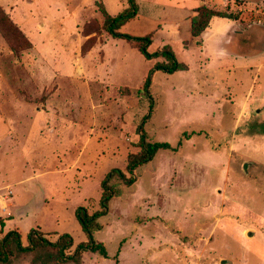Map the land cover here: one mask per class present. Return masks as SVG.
<instances>
[{
	"label": "rangeland",
	"instance_id": "rangeland-1",
	"mask_svg": "<svg viewBox=\"0 0 264 264\" xmlns=\"http://www.w3.org/2000/svg\"><path fill=\"white\" fill-rule=\"evenodd\" d=\"M135 2L120 31L149 35V53L168 44L187 65L153 72L149 94L144 81L164 59L102 28L101 5L116 15L126 0H0V22L29 42L0 32V194L12 191L4 218L23 235L67 233L72 251L86 239L76 208H100L111 169L130 176L143 123L147 141L181 144L138 166L131 185L108 179L116 193L95 233L107 257L87 251L79 264H264V0ZM202 4L238 15L225 57L188 47L187 18ZM205 60L217 83L198 81ZM0 264L75 263L42 247Z\"/></svg>",
	"mask_w": 264,
	"mask_h": 264
},
{
	"label": "trees",
	"instance_id": "trees-1",
	"mask_svg": "<svg viewBox=\"0 0 264 264\" xmlns=\"http://www.w3.org/2000/svg\"><path fill=\"white\" fill-rule=\"evenodd\" d=\"M126 1L128 6L116 15H110L106 8L101 5L100 12L102 14V28L113 37L122 38L128 42H136L137 44L135 47L142 55H144L145 58L149 59L151 57H161L164 59L162 61H157L154 64L153 68L149 70L148 76L144 81L143 91L149 94V87L153 72L161 70L167 73H173L177 70L187 69V65L176 59L174 52L168 44L164 45L161 49H157L156 51L149 53L147 51V47L151 43L149 35L132 36L120 31L121 25L137 14V4L135 0ZM193 11L194 14L189 18V31L191 37H197L205 31L213 17L226 18L230 20L238 18L236 13L227 12L226 10L213 9L203 4L195 7ZM0 32L6 38L13 32L18 36L20 42L24 41L25 44H29V42L24 38L22 32L6 19L0 22ZM11 47L12 50H17L16 45H12ZM145 117L146 116H144V118ZM142 124L139 125V146L141 149L139 152L131 153L127 156L126 170L130 176H127L119 168L111 169L101 182L102 192L99 199L100 208L92 211L91 213H89L83 206L77 207L75 210V217L79 222L81 230L86 236L84 241L77 243L71 251L70 249L73 245L71 235L62 233L59 234L55 240L51 241L47 238L49 233H44L38 228H30L26 233L27 244L25 245L22 242L20 232L16 229H10L0 238V263H6L9 260V257L13 254L14 250L18 252H28L42 247H51L54 249L58 260L61 262L71 261L75 264H79L82 254L87 251L97 253L102 257H107L106 247L102 242L95 238V233L101 229V224L98 219L107 214L109 200L116 193L109 185H107L108 179L115 175L119 177L124 184L131 185L135 180L132 176L133 172L138 166L151 160L157 151L177 150L178 146L181 144L182 138H179L174 146L167 141H147ZM191 134L193 133L183 132L182 137L189 138ZM3 225V222H0V227H3Z\"/></svg>",
	"mask_w": 264,
	"mask_h": 264
},
{
	"label": "crops",
	"instance_id": "crops-1",
	"mask_svg": "<svg viewBox=\"0 0 264 264\" xmlns=\"http://www.w3.org/2000/svg\"><path fill=\"white\" fill-rule=\"evenodd\" d=\"M187 14H186V16H191L192 15V10L189 9ZM187 19H189V18H187ZM237 26L238 25H237L235 20H230V19H226V18H219V17H213L210 20L209 26H208V28L205 29V31H203L197 37H191L190 44H189L188 47H190L192 42H194L196 47L202 53V57L201 58H203V59L206 58V57H212L213 55H219V56H224L225 57L229 53L227 48H226V46H227L226 43L230 42L231 33L234 32V28H236ZM232 30H233V32H232ZM185 48H187V47H185ZM208 61L209 60H205L204 65H202L203 68L201 67L203 69V71L200 74V78H197V79H198V81L200 80L204 84H209L210 81H211V83H213V82L217 83L215 81L214 77H213L214 73L213 72H209V71L207 73L205 71L206 66H208L205 63L208 62ZM224 67L226 69L228 66L227 67L224 66ZM157 71H155V73H157ZM204 91L206 93H208L207 95H209L210 93L213 92V88L210 87L209 89H204ZM15 110H17L16 106H15ZM5 111H6V108H4V112ZM2 112H3V108H2ZM6 112L5 113H1V114L4 115V114H6ZM8 133H9V135L11 134L13 136H17V132L15 130L9 131V129H8ZM4 134H0V137L2 138L4 136ZM10 138L12 139L11 136H10ZM13 141L15 143V140H13ZM4 215H5L4 212H2L0 217H3V219H4L3 220L4 221V228L6 229V231L10 230V228H13V226L15 225V227L17 228L16 230H18L20 232V229L17 226L18 223H13V226L9 227L8 226L10 224L9 222H11L13 220L12 219L11 220H6L4 218ZM27 231H28V229L25 230V234H24L25 236H26ZM20 234H21V238H22V241H23L24 235L21 232H20Z\"/></svg>",
	"mask_w": 264,
	"mask_h": 264
},
{
	"label": "built area",
	"instance_id": "built-area-1",
	"mask_svg": "<svg viewBox=\"0 0 264 264\" xmlns=\"http://www.w3.org/2000/svg\"><path fill=\"white\" fill-rule=\"evenodd\" d=\"M10 194H12V191L10 189H7L5 193L0 194V207L3 212H7V200L10 198Z\"/></svg>",
	"mask_w": 264,
	"mask_h": 264
}]
</instances>
